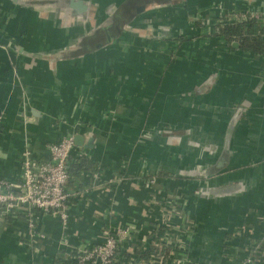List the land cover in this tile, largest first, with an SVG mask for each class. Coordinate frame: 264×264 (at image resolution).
<instances>
[{
	"label": "crops",
	"instance_id": "obj_1",
	"mask_svg": "<svg viewBox=\"0 0 264 264\" xmlns=\"http://www.w3.org/2000/svg\"><path fill=\"white\" fill-rule=\"evenodd\" d=\"M64 1L0 0V177L18 180L27 148L90 134L79 161L91 167L71 174L80 189L93 182L74 202L71 245L119 228L130 231L123 255L144 264L156 254L157 264H264V54L213 31L217 13L262 11L264 0H74L85 14ZM195 168L216 173L177 178ZM237 182L245 194L194 196ZM7 231L0 224V264H36ZM41 231L54 258L62 233L50 220Z\"/></svg>",
	"mask_w": 264,
	"mask_h": 264
},
{
	"label": "built area",
	"instance_id": "obj_2",
	"mask_svg": "<svg viewBox=\"0 0 264 264\" xmlns=\"http://www.w3.org/2000/svg\"><path fill=\"white\" fill-rule=\"evenodd\" d=\"M204 17H202L204 21L199 20L200 23L209 25L210 19ZM215 18L216 22L222 25L255 21L264 31V9L241 13H217ZM76 127L83 128L79 123ZM76 135V132H71L58 141L44 144L42 147L37 146L39 153L33 151L35 147L31 150L25 147L27 149L19 160L18 180L10 181L0 177V224H8L9 236L15 240L24 255L34 256L36 264H51L53 259H59L60 264L69 261H74L76 264H144L143 261L123 255L120 244L130 234L126 229L116 228L114 231L103 229L100 242L94 245L85 243L76 247L69 243L68 235H70L74 202L78 199L82 200L93 183L88 182L80 189L75 185L77 181L72 179L69 172L70 166L78 163L81 155H85L82 147L74 144ZM96 168V172L102 170L99 165ZM119 174L111 176L104 185L113 186L122 182L124 173L121 171ZM92 177L90 179L97 181L100 176L94 174ZM150 183L153 184L154 180H149ZM46 220L54 221L62 233L55 243L58 254L54 258L48 251V247L54 244L41 231V226ZM159 229L156 228L155 231ZM150 235H153V232ZM160 243L154 244L159 246ZM173 246L176 247V244ZM177 247L181 249L182 246L177 244ZM259 250L261 249L257 248V251ZM161 258L160 254H156L148 264H157ZM240 264H253V262L251 258H247Z\"/></svg>",
	"mask_w": 264,
	"mask_h": 264
},
{
	"label": "water",
	"instance_id": "obj_3",
	"mask_svg": "<svg viewBox=\"0 0 264 264\" xmlns=\"http://www.w3.org/2000/svg\"><path fill=\"white\" fill-rule=\"evenodd\" d=\"M70 7L72 9H75L78 13H82L86 11V6L78 1H71ZM111 38L108 36L107 42L109 43ZM233 46H237L236 44H233ZM18 51L21 52V49L18 48ZM160 135V132L157 134ZM168 141V139H167ZM74 144L78 147H83L85 149H93L94 148V137L92 135H88V139L85 140L83 136L76 135L74 137ZM229 140L226 142V148L228 149ZM225 148V149H226ZM196 169V168H195ZM194 169V170H195ZM216 171L215 169H211L210 171H201L200 168H197L195 171L193 169L186 170L180 175H177V178H192V179H203L205 181H209L212 179L215 175ZM248 190L247 183L237 182V183H230L228 186H210V185H202V187H199L195 190L194 196L198 199H205V200H216L221 199L227 196H233V195H242L245 194Z\"/></svg>",
	"mask_w": 264,
	"mask_h": 264
},
{
	"label": "trees",
	"instance_id": "obj_4",
	"mask_svg": "<svg viewBox=\"0 0 264 264\" xmlns=\"http://www.w3.org/2000/svg\"><path fill=\"white\" fill-rule=\"evenodd\" d=\"M214 35L222 37L229 44L236 42L240 50L258 55L264 54V31L261 30L255 21H247L235 25L219 24L214 30ZM90 164L83 158L69 168L70 174L79 177L87 173ZM159 248H153L152 252L158 253Z\"/></svg>",
	"mask_w": 264,
	"mask_h": 264
},
{
	"label": "flooded vegetation",
	"instance_id": "obj_5",
	"mask_svg": "<svg viewBox=\"0 0 264 264\" xmlns=\"http://www.w3.org/2000/svg\"><path fill=\"white\" fill-rule=\"evenodd\" d=\"M28 1H29V0H28ZM71 1H72V0H70V1L67 0V1H64L63 3H64L68 8H70L72 11H74V12L77 13V11H76L75 9H72V8L70 7V5H71V4H70ZM73 1H74V0H73ZM75 2H76V1H75ZM30 4H31V6H32V4H33V5L35 4V5L38 6V4H36V3H31V2H30ZM85 8H87V7H85ZM85 12H86V11H85ZM85 12H82L81 14H85ZM102 30H103V29H102ZM75 48H76V50H77V49H79V48H83V47H82L81 45H78V46H76Z\"/></svg>",
	"mask_w": 264,
	"mask_h": 264
},
{
	"label": "rangeland",
	"instance_id": "obj_6",
	"mask_svg": "<svg viewBox=\"0 0 264 264\" xmlns=\"http://www.w3.org/2000/svg\"><path fill=\"white\" fill-rule=\"evenodd\" d=\"M127 144H128V143H127ZM128 145H129V144H128ZM133 146L135 147V145H133ZM134 147H133V148H134Z\"/></svg>",
	"mask_w": 264,
	"mask_h": 264
}]
</instances>
